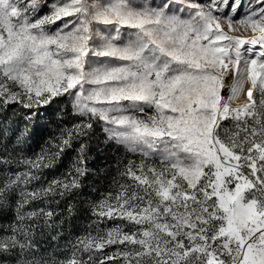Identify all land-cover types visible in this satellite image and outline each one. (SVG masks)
Wrapping results in <instances>:
<instances>
[{
	"label": "snow or ice",
	"instance_id": "obj_1",
	"mask_svg": "<svg viewBox=\"0 0 264 264\" xmlns=\"http://www.w3.org/2000/svg\"><path fill=\"white\" fill-rule=\"evenodd\" d=\"M0 264H264V0H0Z\"/></svg>",
	"mask_w": 264,
	"mask_h": 264
},
{
	"label": "trees",
	"instance_id": "obj_2",
	"mask_svg": "<svg viewBox=\"0 0 264 264\" xmlns=\"http://www.w3.org/2000/svg\"><path fill=\"white\" fill-rule=\"evenodd\" d=\"M100 143L101 144H104V141L101 139L100 140ZM101 151H104V149L102 148ZM108 154L111 155V156H113V157H115V156L118 155V153L115 151V149H109L108 150Z\"/></svg>",
	"mask_w": 264,
	"mask_h": 264
},
{
	"label": "rangeland",
	"instance_id": "obj_3",
	"mask_svg": "<svg viewBox=\"0 0 264 264\" xmlns=\"http://www.w3.org/2000/svg\"><path fill=\"white\" fill-rule=\"evenodd\" d=\"M101 135H102V134H101ZM101 139H102V140L104 141V143H105V140L103 139V136H102ZM117 153H118V155H123V154H124V150H123V149H120V151L117 152ZM118 155H117V156H118ZM128 158H130V159H139L138 156H133V155H131V154H129Z\"/></svg>",
	"mask_w": 264,
	"mask_h": 264
}]
</instances>
